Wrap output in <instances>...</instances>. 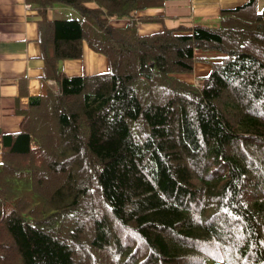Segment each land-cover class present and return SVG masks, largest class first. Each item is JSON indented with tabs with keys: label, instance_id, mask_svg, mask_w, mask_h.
Returning <instances> with one entry per match:
<instances>
[{
	"label": "trees",
	"instance_id": "trees-1",
	"mask_svg": "<svg viewBox=\"0 0 264 264\" xmlns=\"http://www.w3.org/2000/svg\"><path fill=\"white\" fill-rule=\"evenodd\" d=\"M26 1L54 87L0 138V264H264V0L148 34L173 0ZM83 44L107 71L63 72Z\"/></svg>",
	"mask_w": 264,
	"mask_h": 264
},
{
	"label": "crops",
	"instance_id": "crops-1",
	"mask_svg": "<svg viewBox=\"0 0 264 264\" xmlns=\"http://www.w3.org/2000/svg\"><path fill=\"white\" fill-rule=\"evenodd\" d=\"M244 1L173 0L166 2L164 7L149 8L139 12L138 15L162 16L161 21L169 25L164 28H172L181 24H197L198 22H194L201 19L220 20L222 10L241 6ZM263 6L262 3L260 7ZM65 9L68 8L59 4L53 5L48 10L47 17L62 18L65 15L60 13H63ZM168 18L171 20L168 21ZM39 20L40 17L26 0H0V138L4 133L19 130L23 121L21 111L27 109L31 97L40 95L42 84L45 90L50 85L54 87L52 81L42 78L44 61L41 58L38 41ZM126 20L120 19L115 22L122 25ZM143 23L147 22H139L140 32ZM149 29L146 27L141 33H154ZM60 67L68 76H91L107 71L108 61L103 54L83 44L82 56L63 60L60 62ZM196 68L207 70L200 76L206 75L210 70L208 62H197L194 71L196 80L200 77L196 75ZM189 76L183 77L192 82L193 80L188 79Z\"/></svg>",
	"mask_w": 264,
	"mask_h": 264
},
{
	"label": "rangeland",
	"instance_id": "rangeland-1",
	"mask_svg": "<svg viewBox=\"0 0 264 264\" xmlns=\"http://www.w3.org/2000/svg\"><path fill=\"white\" fill-rule=\"evenodd\" d=\"M262 3L264 4V2H261L260 5ZM64 7H67V6H64ZM67 8L68 9H65L63 13H60V15H65V16H62V17H69V19H73L74 17L77 18V17L80 16L77 11L71 9L70 7H67ZM117 20H120V19H117ZM167 20L170 21L171 19L168 18ZM197 22L198 23H205V25H210L212 27H215V26H218L219 25L218 24L219 23V20H217V19H201L199 21L196 20L194 23H197ZM168 26L169 25H165L161 20H158V21L143 23L141 25V28L140 29H141V32H143L144 29L147 27L148 29L150 28L149 31L155 32V31H159V30L163 29L164 27H168ZM211 57L212 58H215L214 55H212ZM212 61H214V60H212ZM210 68H211V66H210ZM205 72H207V70H199V69L196 68V75H198V76L205 74ZM194 75H195V73L193 75H190L188 77V79L189 80H193L192 82H194V83L197 84L199 82V80H196L197 77L194 76Z\"/></svg>",
	"mask_w": 264,
	"mask_h": 264
},
{
	"label": "clouds",
	"instance_id": "clouds-1",
	"mask_svg": "<svg viewBox=\"0 0 264 264\" xmlns=\"http://www.w3.org/2000/svg\"><path fill=\"white\" fill-rule=\"evenodd\" d=\"M196 84V83H195ZM199 84V82L197 83V85Z\"/></svg>",
	"mask_w": 264,
	"mask_h": 264
}]
</instances>
